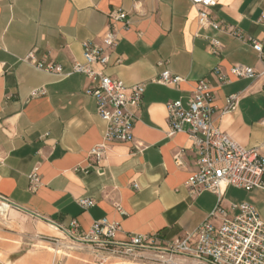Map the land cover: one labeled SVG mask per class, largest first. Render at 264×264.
I'll return each mask as SVG.
<instances>
[{
    "label": "crops",
    "instance_id": "0c3cea01",
    "mask_svg": "<svg viewBox=\"0 0 264 264\" xmlns=\"http://www.w3.org/2000/svg\"><path fill=\"white\" fill-rule=\"evenodd\" d=\"M115 9L127 13L128 26L111 23ZM211 14L242 38L201 29L191 0H0L2 201L60 229L70 230L76 222L80 234L107 219L119 225V241L156 235L169 242L195 231L215 211L218 198L208 191L191 194L187 183L196 154L187 133L168 136L167 104L187 103L197 83L207 80L215 96L214 125L264 156V77L230 74L234 64L264 70V58L250 42L264 43V0H216ZM110 25L119 41L105 74L126 87L146 83L141 106L131 108L137 116L132 143L106 142L107 122L87 93L92 84L73 70L75 62L84 63L83 44L100 43ZM209 39L222 45L219 55L210 53ZM32 52L62 73L23 61ZM218 68L229 82L221 83L214 73ZM164 71L180 77V84L152 83ZM41 89L44 95L32 97ZM231 95H240L238 107L223 115ZM102 144L106 154L97 162L89 153ZM178 152L181 167L175 163ZM33 173L40 177L35 190ZM82 199L95 204L84 209ZM242 204L253 206L264 220V188H228L222 206L229 217L239 215Z\"/></svg>",
    "mask_w": 264,
    "mask_h": 264
},
{
    "label": "built area",
    "instance_id": "2783aa9c",
    "mask_svg": "<svg viewBox=\"0 0 264 264\" xmlns=\"http://www.w3.org/2000/svg\"><path fill=\"white\" fill-rule=\"evenodd\" d=\"M198 11V25L201 29L223 31L242 38L240 31L225 27L217 22L211 14L216 0H191ZM111 23L127 21V13L121 9L110 12ZM119 37L110 25L100 35V43H84V63L75 62V73L84 74L91 82L88 95L95 98L98 116L107 122L105 136L107 143H132L137 116L131 108H139L146 91V83L126 87L120 79L109 77L105 70L110 56L114 53ZM252 48L264 58V43L250 39ZM222 45L216 39H209V51L219 55ZM23 61L36 69L47 73L61 74L58 65H45L30 53ZM221 83L229 82V77L220 68L214 72ZM230 74L238 79H255L264 77L253 68L234 64ZM182 79L170 71L162 72L152 83L176 87ZM44 89L32 93V97L44 95ZM240 95H231L222 114L235 111ZM168 136L187 133L192 141L196 154V169L187 183L192 195L204 191L213 193L218 198L215 211L191 233L173 241H163L156 235H130L125 241L117 240L120 227L107 219L95 222L88 233L81 234L83 240L99 244L112 253L133 256L139 252L152 253L158 264H264V220L259 212L249 204H242L239 215L229 217L222 206L224 194L230 187L251 191L264 188V156L257 148H246L238 144L228 134L221 132L213 122L215 96L207 80L197 83L187 103L182 100L167 104ZM264 126V120L262 121ZM107 145L95 146L90 157L101 161L106 154ZM142 151L141 147H137ZM178 167L183 165L182 152L175 155ZM30 186L35 190L40 185V177L33 173L29 177ZM82 208L94 206V201L82 199ZM121 211V210H120ZM70 231L78 233L76 222L71 224ZM69 231V232H70Z\"/></svg>",
    "mask_w": 264,
    "mask_h": 264
},
{
    "label": "rangeland",
    "instance_id": "374dc122",
    "mask_svg": "<svg viewBox=\"0 0 264 264\" xmlns=\"http://www.w3.org/2000/svg\"><path fill=\"white\" fill-rule=\"evenodd\" d=\"M69 231L0 200V264H158L152 253H112Z\"/></svg>",
    "mask_w": 264,
    "mask_h": 264
},
{
    "label": "water",
    "instance_id": "95a60500",
    "mask_svg": "<svg viewBox=\"0 0 264 264\" xmlns=\"http://www.w3.org/2000/svg\"><path fill=\"white\" fill-rule=\"evenodd\" d=\"M0 200H2V199L0 198ZM8 204H10V203H8ZM12 206L15 207V208H17V209H19V210H21V211H23V212H26V213L32 214V213H30L29 211H27V210H25V209H22V208H20V207H18V206H16V205H12ZM38 218L44 220V219L41 218V217H38ZM52 224H54V223H52Z\"/></svg>",
    "mask_w": 264,
    "mask_h": 264
},
{
    "label": "bare ground",
    "instance_id": "6f19581e",
    "mask_svg": "<svg viewBox=\"0 0 264 264\" xmlns=\"http://www.w3.org/2000/svg\"><path fill=\"white\" fill-rule=\"evenodd\" d=\"M52 227H53V228H55V229H57V227H56V226H53V225H52Z\"/></svg>",
    "mask_w": 264,
    "mask_h": 264
}]
</instances>
